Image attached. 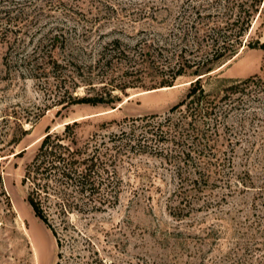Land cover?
<instances>
[{
	"label": "rangeland",
	"instance_id": "374dc122",
	"mask_svg": "<svg viewBox=\"0 0 264 264\" xmlns=\"http://www.w3.org/2000/svg\"><path fill=\"white\" fill-rule=\"evenodd\" d=\"M237 1L249 6V0H0V264H55L56 239L22 184L49 129L62 132L80 121L83 141L129 131L134 120L152 115L174 119L164 136L137 121L136 135L146 134L141 145L110 142L116 147L108 155L110 182L99 195L107 200L86 220L75 218L91 237V243L79 237L75 263L100 257L106 264H264V86L224 102L226 111L208 122L209 146L195 159L187 156L188 121L169 113L198 78L216 100L239 81L264 78V50L255 47L264 43V0L242 44L216 59L217 32L235 21ZM57 26L66 39L55 54L70 60L64 84L26 71L50 53L51 43L39 47V40ZM165 81L172 86L161 87ZM75 96L102 101L73 105Z\"/></svg>",
	"mask_w": 264,
	"mask_h": 264
},
{
	"label": "trees",
	"instance_id": "16d2710c",
	"mask_svg": "<svg viewBox=\"0 0 264 264\" xmlns=\"http://www.w3.org/2000/svg\"><path fill=\"white\" fill-rule=\"evenodd\" d=\"M236 3L235 21L233 24L223 26L217 32L216 45H220L215 53L217 60L226 58L229 52L234 51L236 44H242V38L249 22L254 13L259 12L262 0H249L247 2L249 6H246V2L242 1ZM231 9L229 8L230 11ZM231 28L233 31L229 30ZM65 35L64 28L61 26L44 34L39 40V47H43V41H47L51 43L52 49L47 56L41 57L31 69L26 68L30 77H52L54 80L65 83L69 74H64V71L70 67V60H60L55 54L60 46L64 48ZM255 45V47L264 50V43L257 42ZM106 49L108 48H102V52L99 54L102 56L101 58H103ZM41 50L37 48L33 55L40 53ZM39 69L42 71L40 72ZM190 85L186 98L172 107L169 113L181 112L188 121L186 122V134L191 138L190 146L192 148L187 156L195 159V154L203 155L209 146L208 132L211 126L208 122L212 121V117L217 116L218 110H221L220 114L226 111V108L221 107L224 102L225 104L228 100L231 102V96L238 92H246L252 88L260 91L264 86V78L255 75L239 81L229 86L220 100H216L205 90L202 78H198ZM170 86L172 85L165 81L161 87ZM71 100L73 105H97L102 101L100 98L91 96H75ZM64 103V101L59 102V105H64ZM231 103H235V99ZM184 106H186V110L183 111ZM173 120L170 116L164 120L156 115L145 116L134 120L129 131L124 130L107 136L93 134L83 141L79 140L77 133L80 121L66 124L62 132H52L50 129L46 132L32 161L26 165L22 184L27 187L26 200L35 216L46 224L56 239L58 251L55 264H77L75 260L80 256L79 237L91 243V237L79 228L75 218L86 220L90 213L100 210L101 205L107 200L102 199L99 195L106 180L109 181L110 171L107 165L111 158L108 155L112 157V153H109L116 148H110V142L117 144L123 141L124 145L127 142L138 140L141 145L142 138H145L146 134L139 132L136 135L137 121L145 123L142 127H148L150 130L148 129L147 132H152L153 135L158 132L160 136H164L166 132L163 131V128L171 124ZM200 120L203 121V127L198 125ZM176 125L179 127L178 124L174 126L176 127ZM135 145L137 143L129 146L135 148ZM196 163V160L193 161V166H196ZM93 254H99L98 250H94ZM83 264L106 263L100 257H94L86 260Z\"/></svg>",
	"mask_w": 264,
	"mask_h": 264
}]
</instances>
